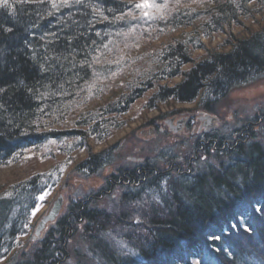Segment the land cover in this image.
I'll list each match as a JSON object with an SVG mask.
<instances>
[{
  "label": "trees",
  "instance_id": "trees-1",
  "mask_svg": "<svg viewBox=\"0 0 264 264\" xmlns=\"http://www.w3.org/2000/svg\"><path fill=\"white\" fill-rule=\"evenodd\" d=\"M238 1L213 6L206 1L200 10L179 5L167 10L172 7L167 3L152 32L151 26L142 29L141 21L133 19L139 14L133 5L140 0H9L10 7L0 6V168L15 162L23 149L54 137L39 134L42 117L56 118L83 85L101 81L112 59H119L116 53L134 48L131 35L158 40L160 28L171 33L192 29L155 52L156 62L142 88L131 84L100 108V121L87 119L78 124L86 132L65 137L103 140L113 121L107 117L125 114L146 92L143 87L150 79L158 85L181 76L172 88L158 86L148 108L168 99L192 103L202 95L200 107L211 113L229 90L264 76V30L230 42L226 54H208L179 74L181 66L190 63L191 53L201 48V38L222 33L247 3L258 0ZM8 28L11 31H5ZM125 66L120 62L118 70ZM262 131L264 135V122ZM242 142L231 149L222 147L227 163L218 171L209 169L193 177L151 173L146 186L126 194L122 203L144 204L148 210L144 215L148 225L133 220L128 226L144 227V235L131 234L126 241L137 250V259L117 258L99 238L114 225L127 227L134 214L122 213L112 222L111 214L96 208L82 210L77 203L71 210H82L81 216L56 220L53 233L39 241L38 250L17 264H61L66 259L63 238L70 225L80 224L88 227L94 253L105 264H264V141ZM107 159L105 153L90 156L80 168L86 175L94 173L106 166ZM40 180L24 184L10 196L13 200H0V259L11 251L9 244L19 235V221L33 206L26 204Z\"/></svg>",
  "mask_w": 264,
  "mask_h": 264
},
{
  "label": "rangeland",
  "instance_id": "rangeland-1",
  "mask_svg": "<svg viewBox=\"0 0 264 264\" xmlns=\"http://www.w3.org/2000/svg\"><path fill=\"white\" fill-rule=\"evenodd\" d=\"M206 1H211L207 4L213 6L216 2L232 0H150L156 5L169 3L172 7H168L167 10L173 9L176 5L200 10L207 6ZM233 2L239 3L238 0H233ZM236 4L235 6L238 8ZM245 8L246 10L243 9L239 13L236 22L226 27L222 33L213 34L209 38H201L199 41L201 48L191 53L190 63L182 65L179 74L188 72L208 54H226L229 51L228 44L230 42L245 40L264 30V0L247 3ZM145 11L148 12L147 16L143 14ZM163 11V9L158 10L157 8L138 9L139 14L133 19L141 21L142 29L144 26H146L145 29H148L149 25V27L151 26L149 31L157 30L156 26L159 24ZM158 30L162 34L158 40L144 38V35L140 33L129 36V41L135 42L132 43L134 48L132 47L122 55L119 52L116 53L119 59H112L111 67L107 70L109 73L106 76H100L101 81L83 85L73 96L72 101L58 110L59 114L56 118L42 117L39 123L42 129L39 134L52 133L54 137H46L33 148L23 149L14 159L15 162L0 168V200H13L14 198L12 199L10 196L16 195L24 184L37 177L42 179L36 184V193L32 194V198L26 204V207L31 203L33 206L21 216L18 227L20 228L19 235L9 244L11 251L0 259V264H8L11 260L10 264L20 263L32 252L38 250L39 241L47 233L51 231L53 233L55 225L48 224L36 240H32L34 230L55 198L59 195L62 196L64 204L67 206L77 204L78 200L96 192L99 186L104 184L106 178L104 174L107 168L114 171L124 168L134 169L143 165L147 168L159 169V166L164 162L174 159L176 156L185 157L190 150L198 149L197 159L193 163L194 171L189 175L193 177L195 174H207L209 169L218 171L222 164L226 165L222 147L231 149V146L234 147L241 141L248 144L264 141L262 131L264 76L229 90L212 107L211 113L205 112L200 107L202 95L192 103L181 104L168 99L148 108L149 101L156 93L158 86L172 88L181 81V76L166 80L158 85H155L153 79H150L143 87L146 92L130 106L125 114L107 117L108 120L113 121L108 125L111 127L104 131L107 133V137L103 140L96 141L95 138L89 136L85 140L69 139L64 136L70 132H86V129H80L78 124L84 123L87 119L100 121L102 116L100 108L114 102L131 84L136 82V86L142 88L141 84L149 78L147 72L156 62L155 52L182 34L192 31V29H187L171 33L164 28ZM122 61L126 63V68L118 70L119 63ZM98 75L100 74L98 73ZM166 114L174 115L176 118L181 116L192 118V123L189 128L184 130L183 134L174 135L169 132L164 123L171 119L170 117L156 121L157 118ZM205 116L213 118L214 122L212 123L213 127L204 134L200 118ZM150 125H157L161 132H157L152 137L149 135V131L152 130ZM141 130L145 136L149 137L141 136L139 134ZM198 140L208 142V145L197 147ZM103 153L108 155L106 166L94 177L86 175L87 171L81 170V165L85 164L90 156ZM201 157L206 158L207 162ZM169 175L176 176L175 174ZM41 196H43V200L40 199ZM88 205V209L96 208L111 214L112 222L119 220L122 213L134 214L128 218L127 227H115L116 225H114L101 235L102 238H99L107 246L109 252L115 254L117 258L128 260L136 257L137 250L126 241H129L128 236L131 237V234L144 235L141 232L144 227L133 229L128 226L129 222L133 220L148 225L144 218V215L148 214L147 206L144 204L141 206L140 203L126 205L110 200L99 203L92 202ZM150 207H154V205H150ZM34 210L35 215H33ZM87 229L88 227L83 228V224L70 225L66 237L63 238L66 259L61 264H105L101 256L94 253L91 243L92 236L86 234Z\"/></svg>",
  "mask_w": 264,
  "mask_h": 264
},
{
  "label": "flooded vegetation",
  "instance_id": "flooded-vegetation-1",
  "mask_svg": "<svg viewBox=\"0 0 264 264\" xmlns=\"http://www.w3.org/2000/svg\"><path fill=\"white\" fill-rule=\"evenodd\" d=\"M164 117L171 118L166 120L164 123L165 125H167L169 132H171L174 135L183 134L184 130L189 128L190 124L192 123V118L182 117V116L176 118L174 115L171 114L168 115L166 114L165 116H161L157 118L156 121H159ZM201 119H203V117L200 118V121L202 122V126H204L207 120L206 119L201 120ZM150 126L152 127L151 128L152 130L149 131V135H151L152 137L153 135L155 136L157 132L159 131L161 132V130L157 127V125L154 126L150 125ZM178 127L180 128L179 131L177 133H174L172 130ZM203 133L205 134L206 131H203ZM139 134L144 138L149 137L148 135L145 136L142 130L139 132ZM207 145L208 142H205L203 140H198L196 142L197 147L199 146L202 147ZM198 152H199L198 149L190 150L189 154H187L185 157L176 156L174 159H170L169 161L164 162L161 169L160 168L151 169L143 165L139 167H135L134 169L131 168H124L120 170L115 169L116 171L115 170L112 171L111 168H107L104 174L106 175L104 184L102 186H99V189L96 192L86 195L81 200H78L77 203L81 204V209L83 210L85 207L89 208L88 204L92 202L99 203V202H104L106 200H110L116 203L123 202L125 200L124 198L126 194L128 195V193H131L132 191L134 192V190H138V189L141 190L142 186H146L148 184L151 173H153L154 176H166L169 174H175L176 176L191 175L192 172L194 171L193 163L197 159ZM100 171L101 170L95 173H89L87 175H89L90 177H94ZM110 171H112V173H110ZM62 199H63L62 209L56 220L62 218L74 219L81 216L80 212H82V210L72 211L71 208L73 206H67V204L65 205L64 198L62 197Z\"/></svg>",
  "mask_w": 264,
  "mask_h": 264
},
{
  "label": "water",
  "instance_id": "water-1",
  "mask_svg": "<svg viewBox=\"0 0 264 264\" xmlns=\"http://www.w3.org/2000/svg\"><path fill=\"white\" fill-rule=\"evenodd\" d=\"M206 119V123L204 124L203 128H204V131H208L210 130L213 126H212V123L214 122V119L213 118H210V117H203V119L201 120H204ZM179 127L176 128V129H173L172 131L174 133H177L179 131ZM62 203H63V199H62V196H57L55 198V200L53 201L51 207L49 208V210L46 212V214L40 219V221L37 223L36 225V228L34 230V234H33V237H32V240H36L38 239L41 234L43 233V231L45 230L46 226L48 224H51V223H54L62 209Z\"/></svg>",
  "mask_w": 264,
  "mask_h": 264
},
{
  "label": "snow or ice",
  "instance_id": "snow-or-ice-1",
  "mask_svg": "<svg viewBox=\"0 0 264 264\" xmlns=\"http://www.w3.org/2000/svg\"><path fill=\"white\" fill-rule=\"evenodd\" d=\"M65 2H66V0H65ZM77 2H79V0H77ZM0 6L6 7V8L7 7H10L9 0H0ZM133 7L136 8V9L157 8L158 10H160V9L166 8L167 5L166 4H164V5H156V4L151 3L150 0H140V2L135 3L133 5ZM143 14L145 16H147L148 15V12L145 11ZM5 31H11V29L8 28V29H5ZM201 159L202 160H205V162H207L206 161V158L201 157ZM40 199L43 200V196H41ZM33 215H35V210L33 212Z\"/></svg>",
  "mask_w": 264,
  "mask_h": 264
},
{
  "label": "bare ground",
  "instance_id": "bare-ground-1",
  "mask_svg": "<svg viewBox=\"0 0 264 264\" xmlns=\"http://www.w3.org/2000/svg\"><path fill=\"white\" fill-rule=\"evenodd\" d=\"M162 166H163V164H161V166H159V168L161 169L162 168ZM153 174V173H152Z\"/></svg>",
  "mask_w": 264,
  "mask_h": 264
}]
</instances>
